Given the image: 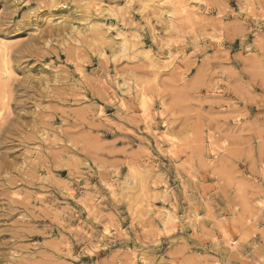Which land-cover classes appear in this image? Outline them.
I'll use <instances>...</instances> for the list:
<instances>
[{"label": "rangeland", "instance_id": "obj_1", "mask_svg": "<svg viewBox=\"0 0 264 264\" xmlns=\"http://www.w3.org/2000/svg\"><path fill=\"white\" fill-rule=\"evenodd\" d=\"M160 1L0 0V264H264V0Z\"/></svg>", "mask_w": 264, "mask_h": 264}, {"label": "bare ground", "instance_id": "obj_2", "mask_svg": "<svg viewBox=\"0 0 264 264\" xmlns=\"http://www.w3.org/2000/svg\"><path fill=\"white\" fill-rule=\"evenodd\" d=\"M151 1H152V0H151ZM164 1H165V0H164ZM168 1H169V0H168ZM179 1H180V0H179ZM140 2H141V0H140ZM157 2H158V0H157ZM177 2H178V1H177ZM149 3H150V2H149ZM160 3H164L163 0H162V2L160 1ZM175 3H176V2H175ZM181 3H182V2H181ZM183 3H184V2H183ZM166 4H167V3H165V5H166ZM179 4H180V3H179ZM156 5H157V4H156ZM159 5H160V4H158V6H159ZM171 5H174V4H171ZM171 5H170V6H171ZM176 5H177V4H176ZM187 5H188V4H187ZM187 5H186V6H187ZM189 5H190V4H189ZM141 6H143V5H141ZM163 6H164V5H163ZM163 6H162V7H163ZM186 6L184 5V7H186ZM143 7H144V6H143ZM164 7H165V6H164ZM167 7H168V5H167ZM179 7H180V6H179ZM192 7H193V6H192ZM181 8H182V7H181ZM189 8H190V7H189ZM172 10H173V9H172ZM174 12H175V11H174ZM174 12H173V13H174ZM179 12H180V11H179ZM184 12H186V11H183V13H184ZM190 12H191V11H190ZM181 13H182V11H181ZM183 13H182V14H183ZM186 13H188V11H187ZM186 13H184V14H186ZM195 13H196V11H195ZM190 14H191V13H188V16H189ZM186 16H187V14H186ZM189 17H190V16H189ZM1 40H2V39H1ZM122 41H123V40H122ZM126 41H127V40H126ZM2 43H3V42H2ZM123 44H124V41H123ZM0 45H1V44H0ZM3 45H4V44H3ZM5 45H6V44H5ZM0 47H1V46H0ZM4 47H5V46H4ZM6 47H7V46H6ZM1 48H3V47H1ZM141 105H142V104H141ZM140 108H141V106H140ZM143 109H145V108H144V106L142 105V110H143ZM144 113L147 114L146 112H144ZM147 115H148V114H147ZM157 142H158V141H157ZM263 167H264V163H263ZM260 169H261V168H260ZM165 217H166V216H165Z\"/></svg>", "mask_w": 264, "mask_h": 264}]
</instances>
